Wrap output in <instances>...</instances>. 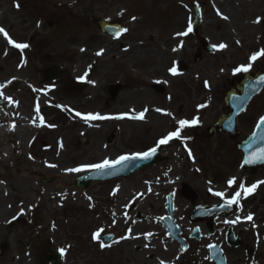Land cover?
Here are the masks:
<instances>
[{"label": "rangeland", "instance_id": "obj_1", "mask_svg": "<svg viewBox=\"0 0 264 264\" xmlns=\"http://www.w3.org/2000/svg\"><path fill=\"white\" fill-rule=\"evenodd\" d=\"M4 1L0 0L2 18L5 16L6 8L10 9L9 4ZM219 1L221 2L219 3L217 0H60L59 2L44 0L43 4L38 6L40 9L44 8V12L34 11L30 15L24 8L23 14H28L27 16L30 17L27 19L32 23L40 14L46 24L49 13L52 16L58 14L63 19H60L62 22H59L58 26L56 23L52 24L51 28L49 24L46 25L45 30L47 31H43V26L36 29L40 31L42 41L48 43L45 50L46 48L52 49L60 59L53 61L54 64L47 67V73L50 70H56L54 76L58 79L50 78L48 80V77L43 79L40 63H33L32 73L28 72L31 74V79L28 80L29 85H13L8 89L6 87V91H4L3 79L7 75H4V69L0 65V93H2L0 98L4 101L8 98L12 100L10 103H6V107L0 108V121L4 123V127L0 129V181H2L0 183V201L4 203V207L0 209V264H41V245H38L39 232L45 233L46 237L53 241L54 253L60 252L61 249L65 250L62 264H161V261L163 264H178V258L177 260L175 258L176 246L173 245H168L165 248L159 246L160 250L147 251V254L146 250L137 251L140 253V262H138L136 248L127 249V252L134 251L128 253L127 256H125L123 246L117 245L111 250H103V248L93 247L88 243L89 234L82 235L80 232L90 226H92L91 230L98 225H117L119 216L124 219V213L121 212L120 205L117 203L121 198L117 200L118 195L113 194L120 188V184H98L84 192L72 187L73 180L80 177L83 172L67 170L85 164L100 163L104 159L114 161L120 153L132 151L126 150L128 147L132 148L137 142H142L145 133L146 136H150L151 130H156L153 135L154 139L162 138L170 132L167 129L166 121L159 124L157 119H150L149 116L150 122L146 123V117L143 120H130L142 121L143 123L140 124H130L126 120L124 123H120L116 121V118L105 120V123L97 121L81 123L82 119L76 115V112L82 115L99 113L111 116L109 113L119 111V106H124L126 110L129 109L128 105H132V103H129L128 100L132 93L134 94L136 91L144 93L151 89H148L150 82L145 83L144 80H139V83L130 82L129 87L127 86L128 76L137 80L131 65L133 62H121L117 55L113 62L107 61L108 57L101 56L98 57L99 61L96 57L91 60L86 58V60L80 52L86 46L84 40L90 41L91 37L99 36L97 29L89 23L91 19L102 17L105 14L112 18L118 17L116 15L127 11V19L122 23H124V28L128 29L127 32H131L127 37L131 43H124V46L139 44L144 45L146 50L154 48L157 52L156 46L163 47L164 40L168 39L171 31L181 28L187 31L188 26L194 20V6L200 7L202 9V26L199 35L212 45L223 43L227 47L223 50L216 47L217 54L204 53L202 61L195 63L194 57L197 50H191L187 45L181 61L188 65V72L191 66L197 64L196 67L200 68L202 78L208 82V89H213L212 92L206 93L207 100L210 104L215 105V109H221L224 103V94L219 92L216 87L222 81L227 82L235 66L243 65L245 59L243 54H246L241 52L234 60L232 59V51L229 48L230 37H235L239 42L244 40L247 46L258 45L260 50L264 49V0ZM67 2L71 3L68 5L72 6L73 10L67 11L66 5L60 6V3ZM107 7L109 10L106 9ZM83 8H89L90 13L86 14ZM133 17H135L134 20ZM223 17H227V19ZM258 17L261 18V22L254 23ZM250 37L251 41H249ZM96 39L98 43L102 42L101 45L87 46L90 48L88 52L92 56L100 47V51H103L109 45L114 48L120 45L119 41H111L106 38L99 40L97 37ZM0 45L4 50L7 48L1 37ZM166 53H170V51H166ZM175 54V57L172 55L171 57L175 58L177 63L181 52L176 50ZM69 58L70 64L73 66L62 65L61 61L69 60ZM129 59L142 65H146L148 62L145 58L140 57H129ZM262 60L264 69V57ZM45 61L47 60H44V63ZM92 62L98 69L104 65L100 71L102 74L97 77L100 78L95 82L88 81V77L85 75L88 72L87 69L93 65ZM60 67L62 71L58 72L57 68ZM114 67L116 71L113 73ZM121 67L122 70H119ZM178 71L182 73V71ZM61 72H63V76L66 75L67 79L74 80L70 82L67 80L68 82L64 85L63 83L59 84ZM95 72L93 71V73ZM68 73L70 76H67ZM89 76L91 77V75ZM31 80H36V82ZM25 81L27 80L25 79ZM130 87L131 89H128ZM203 87L207 88L205 85ZM64 88L66 91L71 88L72 91L68 94L65 93L67 96H61L63 94L60 91ZM113 91L114 93L116 91L115 97L111 96ZM148 92L144 95L145 98H147ZM152 93L159 100L169 94L167 91L164 94L157 91ZM134 100L137 101V99ZM16 104L17 108H11ZM142 105L151 107L147 101H140L138 108L140 109ZM37 107L39 112L36 111ZM249 110L246 116L253 117L255 121L264 117V91L252 103ZM136 114L133 112L125 115L135 116ZM41 118L43 123H41ZM172 119L175 125L178 124L177 120ZM30 121L35 123L33 127L28 125ZM11 124L17 128L15 127V131L10 133L9 125ZM211 125L212 121L205 122L203 127ZM98 129L107 131L104 133ZM128 129H132V132L135 130L133 136L130 135ZM245 129L247 130L246 127ZM112 132L115 134V138L109 143L108 139ZM11 141L17 144L14 146V150L13 145H10ZM218 142L219 140L215 138L209 141L208 149L203 148L202 150L206 158L204 164L208 167L211 166L212 170L203 175L200 189L194 188V190L199 201L204 205L230 199L234 192L239 190L240 183L238 184V182L240 180L247 187H250L252 183L257 184L264 181V171L255 176L253 181L252 179L247 181L248 178L243 171L238 151L227 145L219 148ZM50 164L56 165V167H49ZM222 170L230 172L231 178L236 179L237 183L233 188H228L227 179L222 176L217 178L215 184L211 181L213 176L222 174L220 172ZM36 173L59 180L45 185L40 182L39 177H35ZM127 186L130 191L136 189V185L131 179ZM209 189L212 191L210 192ZM216 191L226 193L225 197L221 199L213 195L212 193ZM128 198L124 197L121 201L126 204ZM188 213H190L189 210L181 208L178 211V220L187 217ZM147 214L143 206L139 207L134 211V216L131 215L130 225H140V227L154 225V220H157L155 216L161 215L162 212ZM249 214H251L252 220L247 219ZM137 215H142V218L149 220L138 222L135 217ZM243 222L248 223L249 228L252 226L253 234L252 232L249 234L253 236L255 233L256 239L260 240L262 235L258 231L264 235V183L258 184L255 194L247 195V197L242 194L238 211L230 219L224 217L216 219V225L221 228V236L215 240L203 241L202 245H194L190 256L202 258L205 261L208 257V246L215 241H222L223 233L225 229L231 227L230 225H240ZM8 225H12V227L9 229ZM79 226L82 227L77 229ZM185 228L189 229L190 226L185 225ZM154 240L155 245H158L159 241ZM119 252L122 255L121 260L116 257L111 259V256ZM190 256L184 258L181 264H189L190 258H192ZM147 257L149 258L148 262L146 261ZM261 258L264 264V251L261 252ZM192 264L194 263L192 262Z\"/></svg>", "mask_w": 264, "mask_h": 264}, {"label": "flooded vegetation", "instance_id": "obj_2", "mask_svg": "<svg viewBox=\"0 0 264 264\" xmlns=\"http://www.w3.org/2000/svg\"><path fill=\"white\" fill-rule=\"evenodd\" d=\"M44 0H5L4 2L8 3L10 6L9 8H6L5 16L2 18L0 14V27L4 28L9 36L17 43H26L29 45L28 48L24 49L23 52H21L19 49L12 47L8 44L7 40L0 35L1 39L4 40L5 44L7 45V48L4 50L3 47L0 45V65H2V68L4 69V75H7L4 77V91L8 89V87L15 86V85H29L28 80L31 79L32 73V64L33 63H40V70H43V79L50 80L49 77H55L54 75L56 72H53L51 74H48V68L51 65L54 64L53 61H59L58 56H56V52H53L52 49L46 48L48 43L45 41H42V35L40 31H37L36 29H39L40 26L44 27L43 31L45 30L46 25L49 24V27H52V24L55 23L59 24V22H62L63 20L58 14L51 15L49 12L48 18L46 20L48 23H44V18L42 14H40L37 19L35 18L33 23L27 19V15H24V8L30 13V15L37 11L38 13L44 12V8H38V6L43 4ZM56 2H59L60 0H55ZM67 1V0H64ZM219 3L221 1L217 0ZM243 1V0H242ZM249 1V0H248ZM62 5L67 6V11L73 10L72 6H69L68 4H71L69 2L67 3H60ZM19 5V7H17ZM53 9V7H51ZM85 10V13L88 14L89 8H83ZM108 9V7L106 8ZM109 10V9H108ZM50 15V16H49ZM118 17H111L108 16V14H105L102 17H99V19L107 20L111 23H116L117 25H121V29H124V22L127 19V11L121 15H116ZM3 19V20H2ZM61 19V20H60ZM96 19V18H94ZM94 19H91L89 21L90 25L97 29L99 36H96L99 40L102 38L110 39L111 41H119L120 45L117 47H112L111 45L107 46L106 49H103V55H96L93 54L90 55L88 51H90L89 47L98 46L101 45V43L97 42V39L95 36L91 37L92 40H84L86 46L84 47V51L80 52V54L86 59H93V57H108L107 61L113 62L115 61V56H118L119 61L131 63L133 62V73L136 74L137 80L131 79L130 76L127 77L126 84L129 87V83H139V80H144L146 82H150V85L148 86V90L146 92L142 91H136L133 95L131 94L129 96V103H132V105H128L129 109L126 110L124 106H119L118 109H120L117 112L109 113L111 116H120L122 114H132L134 112L139 114L141 111H144L147 107V111L145 112L146 122H150V119L154 118L157 119L159 124L167 122L168 126L167 129L171 131H174L178 124L174 123L175 119L176 122L179 120H192L194 118L198 119V123L193 126L185 127L181 131V137L182 140H174L169 141L167 144L161 147V153H160V162L156 165L150 166L148 168L142 169L141 171L135 173L133 176H131L126 181H120V188L116 190V195H118V198L120 200H116L117 203L120 205V210L122 213H124V219L120 216L117 217V225H98L94 229V227L90 230L92 226L87 228L86 230L80 231L82 235H88L89 234V242L90 244L96 246L97 248H101L100 244L109 245L106 247H103V250H111L113 247L123 246V250L126 253L125 256H127L128 253H133L134 251L130 250L127 252V249H135L136 248V255L138 262H140L139 255L140 253H137V251H154V250H160L161 247L165 248L168 245L176 246L175 253H176V260L178 258V264H181L184 258L189 257L191 252L193 251L194 245H202L203 241L217 239L221 236V228L218 225H210V219L199 222V223H193L191 221V215L193 210L195 209L196 205H201V202L198 201L196 203H193L189 198H187L183 194V190L185 187L191 188L194 192V188L200 189L201 186V180L205 173L208 171H211L212 169L204 164V160L206 159L204 156V153L202 152L203 148L208 149L209 148V141L214 140L215 138L219 140L217 143V146L220 148L221 146L227 145L231 147L232 149H238V145L241 141L247 139L250 137L251 133L253 132L254 128L256 127V122L253 117H247L246 115L249 113L248 110L242 115H240L237 118V127H238V134L236 138H230L225 133L219 131L217 129V123L219 120L229 113L224 103L221 106V109H215L214 104H210L209 101L206 98V93L212 92L213 89H205L203 86L205 85V79L202 78L200 68L196 67L197 64H194V66H191L190 71L188 72V68L185 69L184 72H179L178 75H172L169 71L171 67H176L181 62V57L183 56L184 50L187 48V45H189V48L191 50L196 49L198 50L200 46V42L202 41L200 36L197 35H189V36H182L178 35V33L185 32L186 29L181 28L175 31H171V34L169 35L168 39L164 40L163 47L156 46L158 49L157 52L154 50V48H149V50H146L144 45L139 44H132L129 46H124V43H131L127 40V37L130 36L131 32L121 33L119 37L115 38L113 36H108L104 33H102L96 26H94L93 21ZM29 37V38H28ZM230 51H232V59L234 60L235 57L238 56L241 52H245L246 54H243L245 59L243 62V66H246L250 63V56L254 53L260 50V47L258 45H251L247 46L245 41L242 42L237 41L235 37H230ZM249 41H251V37L249 38ZM239 42V43H237ZM89 46V47H87ZM101 48V47H100ZM100 48L96 50L95 52H99ZM114 49L113 51H111ZM117 49V51H116ZM175 49V51H174ZM176 50H179L181 52L180 57L178 58V62H175V58L171 57L176 55ZM166 51H170V53H166ZM47 54V55H46ZM81 56V57H82ZM129 57H140L145 58L148 62L146 65L138 64L133 59H129ZM175 57V56H174ZM71 58V57H70ZM70 58L69 60L61 61L62 65H71L70 64ZM45 61L44 63V60ZM86 59V60H87ZM161 59V61L158 62V60ZM51 60V61H50ZM100 59H98L99 61ZM262 58L257 59L255 62L251 64L250 71L253 73L263 71L262 66ZM95 62V61H94ZM92 62L94 65L95 63ZM91 65L87 70L86 73L88 77V81L95 82L99 78L102 73L100 72L103 68L102 65L99 69L96 68V66ZM142 65V66H141ZM46 66V67H44ZM73 66V64L71 65ZM32 68V69H31ZM45 68V69H44ZM236 68V66L233 68V70ZM25 70H29L26 71ZM47 70V71H46ZM122 70V67L119 69ZM128 70V69H126ZM178 70V68H177ZM58 71H62L61 67L58 69ZM93 71H96L93 73ZM116 71L115 67L113 68V73ZM36 73V71L34 70ZM121 72V71H120ZM63 72H61L62 74ZM79 74V73H78ZM81 75V74H79ZM91 75V77L89 76ZM67 76H70V73L67 74ZM78 76V75H77ZM65 77V78H64ZM25 79L27 81H25ZM60 82L59 84L63 85L70 82L74 79H67L66 75L63 76V74L60 76ZM62 80V81H61ZM68 80V81H67ZM134 80V81H133ZM241 80V74L240 72L237 73L233 71L231 77L227 79V82L224 83V81L220 82V84L216 87L219 92H222L223 94L226 93V91L233 87H236V84ZM33 82H36V80H31ZM101 81V80H100ZM57 83V82H55ZM142 83V81H141ZM58 84V85H59ZM6 85V86H5ZM7 87V89H6ZM120 89V88H119ZM119 89H117L119 91ZM128 89H131L128 88ZM65 90V91H64ZM143 90V89H142ZM157 91L161 92V94L169 93L167 97H165L162 100L157 99L155 94L152 92ZM148 92L147 98H145V94ZM61 96H67L66 89H62L60 91ZM65 93H67L65 95ZM116 91L111 93V96L115 97ZM165 96V95H164ZM221 96V95H220ZM2 100V98H0ZM134 99H137L134 100ZM4 102V106L6 107V103H10L12 100L11 98L2 100ZM140 101H147L150 106L148 105H142L139 109V102ZM203 105L202 107H200ZM11 106V105H9ZM18 105L11 106V108H17ZM8 109H11L10 107H7ZM117 109V110H118ZM156 109H161L162 111H156ZM116 111V110H115ZM88 113L90 111H87ZM168 113V114H165ZM136 114V115H137ZM149 116V118H148ZM144 117V118H145ZM149 119V120H148ZM206 119V120H205ZM130 124H140L143 123L142 121L138 120H126ZM212 121V125L209 127H203L205 122ZM119 122V121H117ZM124 123V121L120 122ZM172 123V125H171ZM4 127V123L0 121V129ZM16 126H10V133L15 131ZM247 128V130L245 129ZM17 128V127H16ZM86 129V127H83ZM130 131V135H134V131L132 132V129H128ZM98 131L102 132L103 130L98 129ZM107 130H104L105 133ZM116 131V130H115ZM113 131V132H115ZM156 130H151V135L146 136V133L144 134L142 138V142H137L136 145L131 148L128 147L126 150H132L130 152H124L120 153L118 156L121 155H132L136 153H141L148 151L151 147H155L157 140L159 138H153L154 132ZM112 132V134H114ZM169 133V132H168ZM167 133V134H168ZM115 135V134H114ZM115 136L111 139H114ZM150 144V145H149ZM10 145L17 146V144L13 141H11ZM131 146V145H130ZM191 151L192 155L189 156L188 152ZM83 153V152H81ZM264 168H261L259 171H257L255 174H252V172H246L248 181L251 179H254L256 175L260 174L263 171ZM228 170V169H227ZM230 170V169H229ZM222 174H218L217 176H213V179L211 180L213 184H215V181L217 182L218 177H223L224 179L228 180V177L231 178L232 174L226 171H220ZM217 174V172H216ZM215 174V175H216ZM37 173L35 174V176ZM216 177V179H215ZM131 181L135 183L136 189L129 190L127 184L128 181ZM226 180V181H227ZM225 181V180H224ZM242 180L238 182L241 183ZM130 191V192H129ZM112 192V191H111ZM129 196V198H128ZM172 198V206H173V220L177 224V226L180 228L181 234L177 235L179 236V239L184 240L185 244L187 246V249L185 251H182V245L178 241H174L169 237V231L166 224H164L163 220L167 218L168 216V197ZM198 196V195H197ZM128 198L126 200V204H124L121 200L123 198ZM145 202V203H144ZM144 203V204H143ZM142 204V205H141ZM143 206L144 211L148 213L147 215L151 214H160L159 216H155L157 220H154V225H144L145 227H140V225H130V221L132 217L134 216V211L137 210L139 207ZM150 208V209H149ZM181 208L186 210H189L190 213H188V216L178 220V211L181 210ZM130 219H129V218ZM138 222H143L142 220H149L142 218V215L135 216ZM124 220V221H122ZM123 224V225H121ZM185 225H189L190 228L186 229ZM79 228L77 229H80ZM213 227V229H212ZM252 228V226H250ZM249 228V225L247 223H243L242 225H235L233 227H230L228 229H225L222 237V241H215L211 243L208 246V257L203 261L202 258H197L195 256H190L189 264H215L211 260L210 251L211 247L213 245H219L223 252L225 253L227 264H251V261H254V263L263 262L261 258V252L264 251V235L262 232L258 231L261 236L260 240H257L255 238V234L253 237H250L248 230H252ZM10 229V227H9ZM103 229L104 231L101 233L103 235V238L101 241H95V243H92V236L93 233L96 230ZM199 229L200 232V239L197 240L192 237L194 230ZM233 230L236 233V236L239 237L242 240V246L240 247H234L230 246L227 243L226 236L229 230ZM130 230V231H129ZM8 231V230H7ZM78 231V230H77ZM151 234V235H148ZM113 235L114 239L111 243H106V239H108L107 236ZM122 237H127L122 239ZM48 238L44 234L42 240L38 239V245L40 244L42 247V244L44 241H46ZM159 241L158 245H155L153 241ZM252 242H250V241ZM257 242V243H256ZM263 242V243H262ZM253 243V245H251ZM262 243V245H261ZM53 241L50 240L49 247L50 250L54 253L53 250ZM89 245V244H88ZM159 246H161L159 248ZM256 246V247H255ZM158 248V249H157ZM92 249V248H91ZM70 250V248H69ZM122 250V249H120ZM127 250V251H126ZM241 252V253H240ZM135 255V254H134ZM116 257L118 260H121L122 255L119 253L111 256V259ZM148 257L146 258V261L148 262ZM261 261V262H260ZM140 264V263H139Z\"/></svg>", "mask_w": 264, "mask_h": 264}, {"label": "water", "instance_id": "obj_3", "mask_svg": "<svg viewBox=\"0 0 264 264\" xmlns=\"http://www.w3.org/2000/svg\"><path fill=\"white\" fill-rule=\"evenodd\" d=\"M196 12V20L193 24L192 30L195 32L198 30L201 22V15L200 10L198 8L195 9ZM95 24L100 27L105 33H112V30H116L119 32V28L111 26L109 23L105 22L104 20H96ZM117 34V33H116ZM203 50L208 53H213L214 48L206 43L203 42L202 44ZM200 59L198 55L197 61ZM264 87V73L256 74L254 76L245 73V78L242 82L238 85L240 90V95L236 94L234 91H229L226 97V104L231 109L232 113L229 116L225 117L223 120L220 121L219 127L221 130L225 131L229 135H233L235 131V119L236 117L246 109L249 102L252 98L261 92ZM0 105L2 103L0 102ZM264 149V126L257 127L253 136H251L247 141L240 145V150L244 154V168L245 169H257L260 166L264 165V158H262L261 150ZM153 157L151 156L149 159H134L126 161L122 164L116 165L113 168H108L103 171H96L85 175L84 177L78 179L75 183V186L78 188H83L85 190L91 188L94 184L100 182H110L116 180L120 177L127 178L134 171L139 170L142 167L149 166L153 161ZM250 161L245 163V161ZM43 183H50L51 181L48 179H43ZM234 208L232 206L227 205L224 202H220L219 204L211 207H197L192 220H195V216H202L201 219L205 217H210L212 215H221L223 213L230 214ZM202 214V215H201ZM171 228V227H170ZM171 229H175L174 224L172 225ZM177 233V232H176ZM173 237L175 238L174 232ZM230 241L233 240V236H229ZM183 243V242H182ZM216 253L218 257H216L218 262H222L224 264V260L222 259L221 253L216 248ZM44 257L43 260L46 264H59L61 260V256H57L55 261H52L51 255L44 249Z\"/></svg>", "mask_w": 264, "mask_h": 264}, {"label": "snow or ice", "instance_id": "obj_4", "mask_svg": "<svg viewBox=\"0 0 264 264\" xmlns=\"http://www.w3.org/2000/svg\"><path fill=\"white\" fill-rule=\"evenodd\" d=\"M17 7H19V5H17ZM217 14L220 15L219 12H217ZM223 18L227 19V17H223ZM134 19H135V17H133V20ZM260 22H261V18H259V17L254 21V23H260ZM127 31H128L127 28H124V29L120 30L121 33H126ZM191 31H192V28H191V25H189L188 28H187V31L178 33V35L187 36ZM0 35H2L7 40L9 45L19 49L21 52H23L24 49L29 47V45L26 44V43H17V42H15L9 36L7 31L4 28H2V27H0ZM237 43H239V42H237ZM214 47H218L220 50H223V49H225L227 47V45L221 43L219 45H214ZM84 50L85 49H81V51H84ZM174 51H175V49H174ZM102 54H103L102 51H99V52L96 53V55H98V56L102 55ZM261 57H264V49H261V50H259L257 52H254L249 58L250 59V63L248 65L237 67L234 71L237 72V73H239V72H248L250 70V68H251V64L253 62H255L257 59L261 58ZM169 71H170V73L172 75H178L179 74L176 67H171L169 69ZM208 86H209L208 82L205 81V87H208ZM0 96H2V93H0ZM200 107H203V105H201ZM36 111L39 112V108L38 107H37ZM146 111H147V109H145L144 111H141L138 115L129 116L127 118L143 120L144 117H145V112ZM156 111H162V110L161 109H156ZM165 114H168V113H165ZM76 115L80 116L81 119H83L85 121V123H89L91 121L108 120V119H113V118H116V119L125 118V116H123V115L122 116H118V117H111V116L101 115L99 113H95V114L89 113V114L82 115L81 113L76 112ZM41 123H43L42 118H41ZM197 123H198V119H196V118H194L192 120H186V119L185 120H179L177 128L174 131L169 132L166 136H164L161 139H159L157 141V143H156V146L155 147H151L148 151L141 152V153H136V154H134L132 156L121 155L115 161H110L108 159H104L100 163L85 164V165H82L80 167L68 169L67 171H69V172H80V171H84V170L103 171V170L108 169V168H113L116 165L122 164V163H124L126 161H129V160H134V159L146 160V159H149L151 156L155 155V153L157 151V148L159 146L165 145V144H167L169 141H171L173 139L182 140L183 138L181 137V131L185 127L193 126V125H196ZM261 126H264V117H261V119L259 121V124L257 125L258 128L261 127ZM261 152H262V158H264V149H262ZM188 154H189V156L192 155L190 150H189ZM248 162H250V161H247V160L245 161V163H248ZM48 166L49 167H56V165H52V164H50ZM0 183H2V181H0ZM236 183H237V181H236V179L234 177L233 178H229L227 180L228 188H233L236 185ZM259 183H264V181H260L257 184H252L250 187H247L243 182H241L239 184V190L234 192V194L231 196V198L226 201V204L229 205V206L234 205V204L235 205H239L240 199L242 197V194L245 197L247 195L252 194L255 191V189L258 187ZM209 191L211 192L212 189H209ZM113 194H115V193H113ZM212 194L220 197L221 199H223L225 197V195H226V193L221 192V191H216V192H213ZM247 219L248 220H252L251 214H249ZM103 231H104L103 229H99L96 232H94L93 236H92V239L99 241V239L101 237V233ZM148 235H151V234H148ZM124 238H127V237H122V239H124ZM106 246H109V245L100 244L101 248L106 247ZM60 252H61V255H63L65 250L61 249ZM161 264H163V261H161Z\"/></svg>", "mask_w": 264, "mask_h": 264}, {"label": "bare ground", "instance_id": "obj_5", "mask_svg": "<svg viewBox=\"0 0 264 264\" xmlns=\"http://www.w3.org/2000/svg\"><path fill=\"white\" fill-rule=\"evenodd\" d=\"M46 112V111H45ZM16 118H18L17 116H16ZM81 123H85V122H81ZM35 123L34 122H32V121H30V123L28 124L30 127H33V125H34ZM86 124V123H85ZM2 206V207H1ZM4 207V203H2L1 201H0V209H2Z\"/></svg>", "mask_w": 264, "mask_h": 264}]
</instances>
